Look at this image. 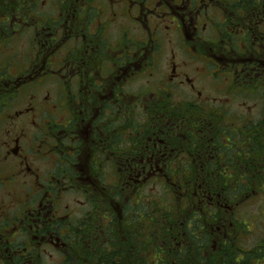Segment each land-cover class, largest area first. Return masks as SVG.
Wrapping results in <instances>:
<instances>
[{
  "label": "flooded vegetation",
  "instance_id": "af4514ba",
  "mask_svg": "<svg viewBox=\"0 0 264 264\" xmlns=\"http://www.w3.org/2000/svg\"><path fill=\"white\" fill-rule=\"evenodd\" d=\"M0 59V264L234 263L264 0L0 2ZM146 198L203 225L163 235Z\"/></svg>",
  "mask_w": 264,
  "mask_h": 264
},
{
  "label": "trees",
  "instance_id": "16d2710c",
  "mask_svg": "<svg viewBox=\"0 0 264 264\" xmlns=\"http://www.w3.org/2000/svg\"><path fill=\"white\" fill-rule=\"evenodd\" d=\"M6 0H0V2H5ZM7 10H3V12H6ZM260 128V136L259 138H257V144L255 139L253 138L252 140L254 141L253 145L249 148H252L250 150H246L245 153H243L242 155H244L243 160H245V166H247L249 169H251L252 167H250L252 164L255 163V160L253 159V155L257 154V157L262 158L263 157V153H264V147L261 146V140L264 143V127H262L261 125H259ZM256 146H258L259 148H256ZM254 149V150H253ZM260 149V150H259ZM257 163V162H256ZM245 174V173H244ZM241 191L243 195H249L251 194L252 191L258 193V194H262L264 195V187H252V186H241ZM166 200L167 201V205L163 206V201ZM246 200V198H242V205L244 207V205L248 202ZM173 202V205H172ZM146 205H147V211H154L156 209L157 212L161 211V215H162V219L161 221H159V225L162 229V234L163 235H167L171 228L174 226V224L176 223L177 227H182L185 230H187V228L191 225V223H193V225L195 227H200L202 226L203 222H200L199 216H196L195 214L190 218H185V217H181L179 216V214L177 213L179 211L177 207L178 204L175 203V201L172 198H146ZM182 212V211H181ZM244 217L240 216L237 218V220L235 221L236 223V228L234 230V234L232 235V239L230 240V244L232 243L235 247L237 246V249H239L237 255H232L230 257V261H232V263L234 261V258L238 259L239 263L238 264H264V240L261 241V243H257V245H255L252 248H247L246 247V240H245V232L246 230H248V227L245 225L246 222L243 220ZM199 220V221H198ZM173 221V222H172ZM234 221V220H233ZM183 223V225H182ZM242 236V238H241ZM247 238V237H246ZM148 243H150V241H148ZM67 258L70 260H74L72 264H78V252L76 249H71L68 250V255ZM86 258L88 259H92L91 255H88ZM242 260V261H240ZM233 263V264H234ZM70 264V263H68ZM164 264H169V263H164Z\"/></svg>",
  "mask_w": 264,
  "mask_h": 264
},
{
  "label": "rangeland",
  "instance_id": "374dc122",
  "mask_svg": "<svg viewBox=\"0 0 264 264\" xmlns=\"http://www.w3.org/2000/svg\"><path fill=\"white\" fill-rule=\"evenodd\" d=\"M4 1V0H3ZM5 2H9V0H6ZM14 47V45H13ZM9 50H14V48L9 49ZM8 60V58H6ZM1 61V59H0ZM243 95L240 96L241 99L246 100L244 101V106L242 110V119L249 117L252 118L255 115H258L261 117V114L264 112V106L261 104L257 105L256 108H249V105H252L254 102L251 100L257 99V98H263L264 99V91H247L242 90ZM247 111V112H245ZM248 114V116H246ZM1 140V136H0ZM155 192L158 193V188H154ZM70 197V198H69ZM65 198L67 204L73 203V196H69ZM7 202H4L2 198H0V207L3 205H6ZM167 205V201H163V206ZM173 205V202H172ZM240 216L244 217V221L246 222V226L248 227V230L245 232V242H246V247L252 248L257 243H261V241L264 240V198H254L252 199L249 203L244 205L242 209L239 212ZM247 237V238H246ZM242 238V236H241ZM43 262L46 264H51L57 259H59V256L55 252L48 251L46 254H43L42 256Z\"/></svg>",
  "mask_w": 264,
  "mask_h": 264
}]
</instances>
